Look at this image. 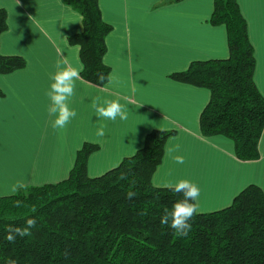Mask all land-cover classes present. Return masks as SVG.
Returning <instances> with one entry per match:
<instances>
[{"label":"crops","instance_id":"crops-1","mask_svg":"<svg viewBox=\"0 0 264 264\" xmlns=\"http://www.w3.org/2000/svg\"><path fill=\"white\" fill-rule=\"evenodd\" d=\"M98 5L112 26L103 61L116 81L103 86L81 77L78 45L68 41L82 30L76 8L63 0H0L7 13L0 53L25 59L22 68L0 74V196L67 177L84 142L98 145L88 157V175H101L132 155L152 129L175 130L165 142L153 185L195 182L201 190L198 212L228 206L250 183L264 191V129L259 157L236 158L231 140L200 132L208 90L170 76L194 60L228 55L225 27L209 22L213 0H98ZM238 5L254 51L253 80L264 97V0H238ZM60 62L79 73L69 103L77 116L56 129L47 93ZM97 98L119 100L128 119H97ZM101 126L104 136L97 135ZM17 181L24 187L13 191Z\"/></svg>","mask_w":264,"mask_h":264},{"label":"trees","instance_id":"trees-1","mask_svg":"<svg viewBox=\"0 0 264 264\" xmlns=\"http://www.w3.org/2000/svg\"><path fill=\"white\" fill-rule=\"evenodd\" d=\"M63 1L82 17V30L68 37L79 48L80 75L103 86L110 72L103 61L105 38L112 26L102 19L98 0ZM209 22L225 27L228 55L194 60L170 76L208 90L199 116L202 135L231 140L240 160L257 159L264 97L253 80L254 51L238 0H213ZM6 28L7 13L0 8V35ZM24 65V57L0 53V74ZM174 133L150 130L132 155L93 177L87 160L98 145L84 142L64 179L0 196V264L9 259L15 264H264V191L257 184L246 185L228 206L197 212L186 236L161 225V217L183 198L171 186L152 183ZM129 191L136 193L131 199ZM16 201L26 207H16ZM33 205L36 213L29 211ZM26 216L36 219L37 227L10 243L7 227L23 226Z\"/></svg>","mask_w":264,"mask_h":264},{"label":"clouds","instance_id":"clouds-1","mask_svg":"<svg viewBox=\"0 0 264 264\" xmlns=\"http://www.w3.org/2000/svg\"><path fill=\"white\" fill-rule=\"evenodd\" d=\"M63 62L57 64V70L51 76L50 90L47 95L51 101L48 108L49 114L53 117V127L56 129H63L68 123L77 116L76 111L69 107L71 98L75 94L76 83L79 73L76 69L70 67H63ZM98 79L103 81L105 76L101 73L98 75ZM109 83H115V78L108 77ZM95 109V115L97 119H104L110 121H116L117 119L125 121L128 119L127 108L122 105L119 100H97L93 103ZM98 136H104V127L101 126L97 131ZM176 162L182 164L184 162L183 157L177 156ZM24 184L21 181H17L13 191L23 188ZM172 190L175 193H183V198L177 200L172 205V211L166 212L160 219L162 226H170L176 231L179 236H186L191 230L190 220L197 214L198 209L195 202L198 201L201 190L199 186L187 179L178 180L172 185ZM136 195L135 192L129 191L127 198L131 199ZM16 207H26L22 201H16ZM31 213H36L37 208L33 205L29 208ZM37 227V220L26 216L23 226L9 225L6 229L8 235L7 240L11 243L19 237H25L31 235V230ZM7 264H15V261L9 259Z\"/></svg>","mask_w":264,"mask_h":264},{"label":"rangeland","instance_id":"rangeland-1","mask_svg":"<svg viewBox=\"0 0 264 264\" xmlns=\"http://www.w3.org/2000/svg\"><path fill=\"white\" fill-rule=\"evenodd\" d=\"M202 134V133H201ZM202 136H204V135H202ZM204 137H207V136H204ZM58 179H64V178H58ZM58 179H54V180H52V181H50V182H57L58 181ZM217 210V209H216ZM212 211H214V210H212Z\"/></svg>","mask_w":264,"mask_h":264}]
</instances>
